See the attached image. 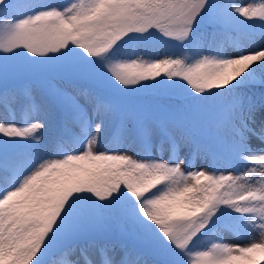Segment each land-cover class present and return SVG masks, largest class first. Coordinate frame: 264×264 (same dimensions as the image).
Instances as JSON below:
<instances>
[{"label":"rangeland","instance_id":"rangeland-1","mask_svg":"<svg viewBox=\"0 0 264 264\" xmlns=\"http://www.w3.org/2000/svg\"><path fill=\"white\" fill-rule=\"evenodd\" d=\"M64 1L66 0H0V83L16 81V85L24 89L27 85L23 77L29 76L33 84H38L47 107V120L53 125L65 116L76 115V106L62 96L63 86L58 81V77H70L69 73L73 72L74 75L84 76L88 81H96L108 89L124 90V95L112 96L113 105L106 112L112 117V121L116 113H127L135 126L138 124L142 127L153 119L161 121L165 126H177V122H181L183 129L179 128L185 132L192 131L195 144L203 147L205 154L193 151L186 157L184 146L180 145L171 155L163 143L155 145L152 140L150 154L146 157H138L130 147L117 150L115 154L131 161L152 162L164 170L177 172V186L182 192L196 190L204 180L229 181L235 194H243L247 199L248 212L252 215L253 222L240 234L217 224L215 242L210 240L204 243L205 253L212 261L222 250L231 256L254 261V264L264 259V160L258 158L254 149L256 140L264 144V103L247 108L246 124L242 125L239 136L234 130V116L240 113V107L248 104L247 96L241 91L229 88L226 93L209 92L203 96H192L186 113L180 110V99L142 92L150 89L153 92L187 94L201 87L193 81V76L184 77L179 65L181 61L189 60L194 55L200 42L197 33H206L210 28V12L214 8L211 6L224 0H67L69 4L62 7L64 14L74 6L77 7L78 16L71 21V27L65 26L58 19L56 10H52L57 2ZM101 2L103 6H100ZM227 6L235 15L231 28H240L242 32L235 34L234 42L226 43L221 55L227 67L236 75L247 66L257 67L264 63V0H229ZM16 12L20 13L22 19L13 21L12 15H16ZM143 31L146 36H143ZM126 34L135 35L136 38ZM210 46L212 48L213 44L210 43ZM136 50L138 53L132 54ZM128 55L139 61L155 56V65L152 70L141 69L139 65L127 66L128 61L124 60H127ZM165 58H174L176 62L160 67ZM134 93H139L141 97H132ZM102 97L109 100L104 95ZM75 99L82 101L84 95L79 93ZM257 114L261 117L256 118ZM83 119L79 140L72 144L66 141L61 153L28 164L30 151L22 137L37 132L39 116L29 117L25 124H19L18 129H15L11 120L5 121V116L0 114V146L6 147L1 161L9 166L16 165L17 162L23 164L15 179H10L5 174L0 175L1 229L7 228L3 224L7 219V222L16 227V237L24 234L23 238L25 230L35 227L38 220L27 214L35 202L44 198V192L51 183L48 174L53 166L66 158L79 162L94 152H113L106 150L104 143H96L90 126L96 119V114L91 107H87ZM194 126L208 136L207 139L200 136L206 144L196 136L197 129ZM114 132L119 137L128 132V128L117 125ZM197 134L200 133L197 131ZM209 141L235 153L232 163L215 162L213 157L219 150ZM5 145H9V148ZM86 167L82 164L81 171ZM81 171L74 177V187L67 182L61 184L60 194L52 203L61 212L60 217L56 213L57 209L51 210L50 218L45 222L46 230H56L62 236V241L69 242L62 225L68 216V219L85 224L102 219L112 225L115 220L121 219L116 227L117 232L132 227L148 235L147 229L143 228L147 226L138 222L134 224L130 218H119L130 198L128 189L135 179L145 177V168L137 169L135 175H126L116 166L101 163L95 170L94 183L88 189L90 191L85 190L86 185L85 189L82 188L84 180ZM115 178L117 183L113 184ZM28 182L33 183V186L27 189L23 185ZM23 207L26 211L21 210ZM157 211V214L149 218V225L152 229H159L158 232L161 229H172L176 233L175 241L178 244L174 256L163 254L164 258L162 255L157 257L166 258L169 264H185L182 263L184 261L186 264H204L202 257L189 260L181 253H187L182 248L184 241L193 237L196 229L203 223H191L187 217L166 219L159 209ZM201 218L206 222L211 221L206 211ZM55 223L60 224L59 227H53ZM50 232L39 235L37 241L22 243L19 252L31 258L35 250L33 247H44L46 236ZM98 233L105 235L106 229ZM122 248L119 241L117 244L103 243L97 246L94 241L87 240L84 245L76 244L67 250L65 256L71 264H123L119 260ZM129 248L135 251V247ZM165 250L160 249L162 252H166ZM256 256L260 259L257 260ZM129 259L128 264H162L144 254L137 261H132V257ZM172 259L184 261L174 262ZM109 260L112 262H108Z\"/></svg>","mask_w":264,"mask_h":264},{"label":"trees","instance_id":"trees-1","mask_svg":"<svg viewBox=\"0 0 264 264\" xmlns=\"http://www.w3.org/2000/svg\"><path fill=\"white\" fill-rule=\"evenodd\" d=\"M228 2L229 0H224L215 4L216 6H211V8H214L210 12L212 17L210 28L206 33L202 31L197 33L200 42L195 48L194 55L191 59L180 62L179 69L181 74L184 77L186 76V78L193 76V81L201 85V87L190 93L182 94L178 102L180 103V110L186 113L192 101V96H203L209 92L226 93L229 88L245 93L248 104L245 107H240V113L234 116L236 124V129L234 130L237 134L242 132V125L246 124L247 108L261 103L264 95V63L257 67L247 66L246 69L236 75L227 67L225 59L221 55V50L226 43L235 41V33L222 25L227 17L230 16L227 6ZM68 4L66 0L60 3L57 2L53 7L59 11V20L61 19L65 26L71 27V21L77 18L78 14L75 6L64 14L62 7ZM100 6H103V2H101ZM16 13V15H12V18H22L19 12ZM146 35L143 31V36ZM127 36L136 38L135 35ZM210 43L213 44L212 48ZM134 53L137 54L138 50L136 52L133 51L132 54ZM154 58L155 56H152L151 59L146 58L144 61H139L132 58V55H128L127 60L124 62L128 61L127 66L139 65L141 69L152 70L155 65ZM174 62H176L174 58H165L160 67L167 64L173 65ZM69 74L70 77H58V81L63 86L61 88L62 96L74 103L77 112L74 116H65L55 125L47 120L46 113L48 111L45 102L41 97L37 84H33L29 76L23 77L24 83L27 85L24 89H20L16 84L13 86L9 85V83L0 86V114L5 116V121L11 120L10 122L15 129H18L19 124H25L28 121L26 119L29 117L33 115L39 116L40 123L37 132L25 134L22 137L30 151L27 160L28 164L38 162L53 154L61 153L66 141L72 144L74 141L79 140L84 124L83 114L87 107H91L92 112L96 114V119L90 124L96 143H104L106 150H112L113 152H94L85 156L79 162H73L72 159L66 158L60 164L53 166L48 174L51 183L44 192V198L35 202L27 214L38 220L35 227L25 230L23 238L24 234L17 238L16 227L9 221L7 222V219L3 221L4 227L7 226V228H0V264H53L56 261L60 264H70L65 252L72 249L76 244L84 245L87 240L94 241L97 246H101L103 243L117 244L119 241V244L123 247L121 256L127 262H130L129 257H132V261H137L139 256L144 254L154 261L158 260L162 264H169L166 258L159 259L157 256L162 255L163 257V254H176V233L172 229H161L162 231L160 230V232H158L159 229H152L148 220L158 213V209L160 214L166 219L169 217H187L191 223L195 221L203 223L196 229L194 236L184 241L182 245V248L187 253L184 251H181V253L185 254L186 259L191 260L202 257L204 264H254V261L243 259L241 256H231L224 250L221 251L220 255L214 257L213 261L205 253L204 243L210 240L214 241L217 235V227H215L217 224H227L236 233L240 234L253 222L252 215L248 212L247 199L244 196H237L234 187L230 185L229 181L220 179L204 180V183L196 190L182 192L177 186L179 179L177 172L164 170L152 162L131 161L115 154L117 150L130 147L138 157H146L150 154V140L155 145L163 143L169 149L171 155L174 154L180 145L184 146L186 157L190 156L193 151H200L201 154H205L204 148L195 144V137L191 134L192 131L185 132L170 124L164 126L165 131L162 132L156 128L153 120L136 129L133 125L132 117L130 118L127 113L116 114L112 121V117L106 113L107 109L110 105H113L112 96L124 95L122 94L123 92L114 88L100 87L93 84L90 80ZM15 82L13 81V83ZM79 93L84 95L82 101L75 99ZM103 95L109 100L106 101L102 97ZM132 97L140 98L141 95L134 93ZM117 125L126 126L128 132L117 137L114 132V128ZM194 127L193 129L196 128L207 139V135L203 130ZM209 142L215 147L211 141ZM5 146L9 148V145ZM5 148L0 146V175L5 174L10 179H15L16 176L12 175L11 170L17 173L23 167V164L17 162L16 165L14 164L11 167L2 165L4 162L1 161V156L5 153ZM213 158L215 162L221 164H229L233 161V157L225 156L217 151ZM101 163H109L110 166H116L117 169L126 175H135L137 169L145 168V177L143 179H135L128 189L130 198L126 202L119 218H130V221L134 222V224L140 223L147 227L149 225V228L143 227L147 229L148 235L132 227L123 228L117 232L116 227L121 223V219L115 220L112 225L103 222L102 219L95 223L89 222L85 224L74 219H68L69 217L67 216L62 225L64 226L63 231L67 234L66 240L70 241H62V236L58 235L56 230L50 232L45 227V222L50 218V211L57 209L52 203L60 194L61 184L67 182L69 186L74 187V177L81 171L80 166L84 164L87 167L81 171L84 180L82 188L86 185L87 189H84L90 191L88 189H91L94 183L95 170ZM162 177L163 181H160ZM116 183L115 178L113 184ZM23 186L28 189L33 186V183H24ZM21 210L24 211L25 208L23 207ZM204 211L208 213L211 221L206 222L201 218ZM56 213L60 217L61 212L58 209ZM59 225L55 223L53 227H59ZM105 229V235L98 233ZM46 231L50 232L46 236L47 238L45 237L46 245L42 248L33 247L35 250L31 258L19 252L18 249L22 243L27 244L30 240L37 241L38 236L46 233ZM93 231L95 233H92ZM129 247H135V251H131ZM128 248L129 252L127 251ZM161 248L163 250L166 249V252L160 251ZM155 250L158 251L155 252ZM258 257L256 256L257 260L260 259ZM172 261L180 262L184 260L175 261L172 259ZM182 263L186 264V261ZM255 264L264 263L260 259V262Z\"/></svg>","mask_w":264,"mask_h":264},{"label":"bare ground","instance_id":"bare-ground-1","mask_svg":"<svg viewBox=\"0 0 264 264\" xmlns=\"http://www.w3.org/2000/svg\"><path fill=\"white\" fill-rule=\"evenodd\" d=\"M261 115L260 114H257L256 118H260ZM263 127V126H262ZM264 130V129H263ZM261 132V131H260ZM264 137V136H263ZM261 138V137H260ZM257 141V140H256ZM255 141V144L256 146L254 147V149L256 150V153H258L257 155H259V159L260 160H264V144H260L258 142ZM260 142V141H259ZM262 142V141H261ZM258 143V144H257ZM114 258H112L113 260ZM108 262H112V261H108ZM110 264V263H109Z\"/></svg>","mask_w":264,"mask_h":264}]
</instances>
